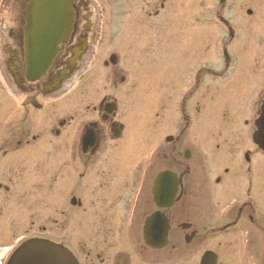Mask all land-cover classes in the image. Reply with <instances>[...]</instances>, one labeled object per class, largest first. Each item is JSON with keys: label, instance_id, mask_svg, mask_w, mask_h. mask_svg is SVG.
<instances>
[{"label": "flooded vegetation", "instance_id": "af4514ba", "mask_svg": "<svg viewBox=\"0 0 264 264\" xmlns=\"http://www.w3.org/2000/svg\"><path fill=\"white\" fill-rule=\"evenodd\" d=\"M28 2L0 0V71L11 97L0 104V117L7 119L0 120V162L5 161L0 163V191L11 206L10 218L14 199L23 197L14 190L15 172L25 171V177L42 174L52 180V196L46 192L40 199L44 223L52 220L56 232H63L64 222L72 220L86 221L90 228L92 239L72 246L79 264H200L207 252L215 264H264V171L251 165L256 151L246 149L264 140V87L257 91V100L241 95L242 107L251 111L243 121L242 143L227 145L224 154L217 146L219 165L207 172L205 131L199 128L205 126L207 94L213 89L207 77L218 78V84L224 80L221 94L234 93L239 86L226 91L227 77L207 69L204 53L167 55L170 45L174 50L169 30L174 24L172 0H71L69 36L44 76L34 82L27 81L24 63ZM166 12V21L159 23V15ZM118 32L119 59L109 51ZM127 45L149 46L151 56L142 58L148 48L140 55L137 49L131 58L140 60L128 68ZM224 57L221 66L228 68L232 55ZM108 66L114 68L112 76L103 72ZM130 74L152 77L156 90L147 96L152 117L138 118L137 126L142 146L153 141L155 149L149 155L139 151V165L128 176L122 157ZM84 80L89 83L85 93ZM240 86L237 93L248 95ZM111 88L118 89L117 97L111 96ZM136 89L141 105L144 92ZM192 126L194 132L187 133ZM203 135L199 151L194 150L191 141L201 142ZM14 158L21 170L9 162ZM38 158L41 162L32 164ZM162 173L167 179L156 186L155 195L154 184ZM176 180V195L168 201L164 194L173 190ZM163 229L166 244L161 249L147 246L144 235L153 245Z\"/></svg>", "mask_w": 264, "mask_h": 264}, {"label": "rangeland", "instance_id": "374dc122", "mask_svg": "<svg viewBox=\"0 0 264 264\" xmlns=\"http://www.w3.org/2000/svg\"><path fill=\"white\" fill-rule=\"evenodd\" d=\"M173 2L175 6L174 24H172V26H170L171 29H169L173 34V40H175L177 36L184 37L183 30L180 29L182 27L180 25L181 22H199L197 26L191 25V36L188 37V39L196 40V43L198 45L193 47L189 46L188 41L185 40L186 43L182 44L180 47L177 48L179 51H181V54L187 55L190 50H192V53H205V55H207V69L211 72L213 71L214 73H219V71H223L224 76L227 77L226 80L228 79V82L226 84V91H231L229 88L233 89L238 86L241 87L240 85L247 88L244 90L247 91L248 95L245 92L243 94L242 92L237 93L239 89L238 87L235 88L236 91H234V93L225 94L224 91V94H220L219 97H217V93H220L225 85H223L224 80L222 81V83L218 84V78H214L212 76L207 77L208 85H212L215 89L214 91L208 92V94L213 93L214 97L211 101L209 100L206 102V127L204 125H200L199 128L201 127L206 129V136L207 134H211L209 130L212 131V134H214V136L222 135V137L214 139V142L217 144L221 143L223 139L229 140L228 135L230 134V132H233L232 134L236 137V135H240V129L242 128V124L244 121L243 119H246L250 116H247V110H241L240 102H243V100L241 99V95L246 96L247 98L251 96V99L257 100L259 97L257 91H261L264 86V78L256 77L257 75L261 76L262 70L264 69V65L261 64V61H263L264 63V0H225L224 7L221 10L217 5V0H173ZM186 4H188L186 7L190 8L186 12H184L182 9L179 8V6L181 7ZM246 10L251 11V14L249 16L245 14ZM166 15L167 12L159 15V23L162 22V20L166 21ZM218 17H221L231 27H233L234 31H236L234 40L229 45V53L232 54V58L230 59V65L228 68H224L223 66H221V62H219V60H221L219 43H221L222 41L224 43H227L228 40L227 35L224 33V30L219 23ZM184 29V31L187 32L188 27L184 26ZM112 36H114L115 39L111 40L112 44L109 46V51L111 50L116 53L115 55L119 59L121 46L118 44V38H121V36L119 32ZM110 39H112L111 36ZM202 43L204 46V51L202 50ZM127 48L128 51L126 59L128 63V68L131 65H134L135 59L139 58V56L131 58V55L135 54L134 52L137 49L138 51L136 55H140L141 53H143L141 50L148 48V52L146 54L143 53L142 58H149L151 56L149 46L138 45L137 47L136 45H127ZM249 54H251L250 58L247 57V55L249 56ZM234 56L239 58L235 59ZM255 63H257V65H254ZM253 65L257 66V68H259V71H253L251 68ZM118 67L119 64L116 65L115 69L118 70ZM249 67L250 69H248ZM113 69V67L108 66L105 71L101 69L100 70L103 71L104 74L109 75L110 73V76H112L111 71ZM215 76L219 77V74H216ZM0 83L4 86L6 85L5 79H3L1 74ZM108 83L112 85L111 80L108 81ZM137 84L138 83L135 77H127L128 93L127 100L125 101L127 112V119L125 123L127 130L125 133L126 135L131 133L132 139H134V135L137 133L136 125L138 121L135 119L145 116L151 118L153 112L152 105L147 100L148 93H142L143 103L140 107H138L141 99L140 97L138 98L140 92L136 94V92L139 91L136 89V87H138ZM81 85H84L85 93L87 89L86 87L89 85L88 81L84 80ZM152 89L156 90L153 85H146V88L143 90H148L151 93ZM110 93L111 96L115 97L119 95L118 89L112 90L111 88ZM236 93L238 94L237 96ZM0 96L3 97V99H1L0 97V103L6 104L11 99L10 95L7 93L6 90L4 92L0 91ZM1 114L2 113L0 112V115ZM222 117L227 118L230 121L233 120L232 123H227L229 128L225 130H222L221 128ZM0 120L3 121V123L7 122V119L3 116L0 117ZM193 128L194 127L192 126L191 129H188L187 133H193ZM231 129H233L234 131H231ZM197 134L198 132H196V135ZM203 139L204 135L202 137L201 142L198 141V139L196 141H191V145L192 142L195 144L192 147L197 149L199 145L202 144ZM153 143V141L145 142V145L142 146L141 151H146V155L150 154L151 151L155 149V145ZM127 146L128 153H126L124 157L125 164L123 165V171L129 176L130 174L134 175V171L137 169L140 161L137 160V158L131 159L132 153H130L131 148H129V141L127 142ZM212 149L213 141L211 146L205 149L202 154H213ZM0 160L2 159L0 158ZM38 160L39 158L36 161L31 162L32 164L40 163L41 160L40 162H38ZM9 162L15 167L16 171L17 169L21 170V166L17 158H14ZM209 166L210 163L207 162V169ZM47 167L49 168V165H47ZM211 169H215V166H213ZM52 170L54 169L51 168L50 170H47V176ZM15 175V193H19V196L23 197H21L20 199H14L15 206L14 208L12 206L14 214L13 219L10 218V213L12 211L11 206L10 204L7 205L5 199H3L7 198V196L3 191H0V203L2 202L3 204V208L0 210V255L4 254L2 258V263L4 262V259L7 258L8 249L14 248L15 245H18L19 243L34 238L48 237L47 239H52L54 242L57 243H65L67 240V245H69L71 248L73 244L74 246H79L82 245L83 240L88 241L89 238L92 239L91 234L89 232L90 228L88 229L86 223L82 221H79L76 224L74 223V220L64 222L63 232H56L52 223L53 221L50 219L47 220L46 223H44L45 213L43 211L45 210V205H42L40 203V199L43 195L46 194V192H48L49 198L52 196V193L48 191V187L52 184V180H45V175L40 174L39 176L36 175V173H32L31 176L25 177V171L21 174L15 172ZM21 175H24V177H21ZM24 178L26 181L25 186L22 185ZM209 178L211 179L214 177L212 174H209ZM213 188L217 189L215 185L213 186ZM21 192H23L24 195ZM54 192L55 190H53V193ZM214 201L215 200H212L211 202L213 203ZM24 203L26 204L24 205ZM48 205L51 206L50 202ZM74 211L77 212L78 210L74 209ZM41 227H44L46 229L45 233H42L40 231ZM91 242L92 240L90 241V243ZM85 244H87V242Z\"/></svg>", "mask_w": 264, "mask_h": 264}, {"label": "water", "instance_id": "95a60500", "mask_svg": "<svg viewBox=\"0 0 264 264\" xmlns=\"http://www.w3.org/2000/svg\"><path fill=\"white\" fill-rule=\"evenodd\" d=\"M28 38L43 39L42 43L29 44L32 51L27 60L37 73L49 65L71 21L70 0H31ZM57 23H60L57 27ZM163 241V240H162ZM8 264H76L73 257L63 248L45 241L24 243L12 256Z\"/></svg>", "mask_w": 264, "mask_h": 264}]
</instances>
